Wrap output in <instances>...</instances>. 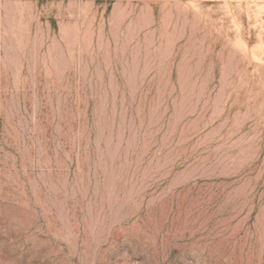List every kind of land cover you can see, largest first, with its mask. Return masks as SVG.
<instances>
[{
    "label": "rangeland",
    "instance_id": "1",
    "mask_svg": "<svg viewBox=\"0 0 264 264\" xmlns=\"http://www.w3.org/2000/svg\"><path fill=\"white\" fill-rule=\"evenodd\" d=\"M0 264H264V0H0Z\"/></svg>",
    "mask_w": 264,
    "mask_h": 264
}]
</instances>
